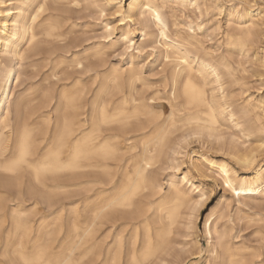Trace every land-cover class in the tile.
I'll list each match as a JSON object with an SVG mask.
<instances>
[{
    "label": "bare ground",
    "instance_id": "obj_1",
    "mask_svg": "<svg viewBox=\"0 0 264 264\" xmlns=\"http://www.w3.org/2000/svg\"><path fill=\"white\" fill-rule=\"evenodd\" d=\"M125 1L105 4L123 14L120 23L145 26L153 20L165 41V58H170L169 50L179 53L164 76L166 99L158 90L148 96L145 83L138 87L143 77L133 59L126 69L103 71V65L76 49L71 66L76 74L92 72L94 86L85 88L73 75L69 88H48L30 101L14 102L26 50L59 39L65 20L59 4L79 1L0 0V264H182V256L170 251L169 238L190 194L201 191V181L180 176L177 168L178 178L164 190L156 174L177 125L188 126L190 136H207L210 150L224 153L225 158L199 154V164H206L208 172L195 166L230 192L227 208L238 205L232 216L216 210L206 215L201 230L208 240L205 264H264L259 250L250 252L232 242L230 226L247 218L264 233V204L259 201L264 197V163L259 162L264 142L243 149L218 129L228 118L240 130L249 122V135L264 133V95L247 98L242 111L224 95L209 98L205 80L212 77L222 84L218 65L191 61L186 50L166 41L168 22L157 0H132L127 8ZM253 5L232 7L231 19L246 18L240 30L228 35L235 49L244 51L264 23V8ZM131 33L127 29L123 34L129 48L135 42ZM135 48L140 51L139 45ZM192 217L191 212L189 223ZM104 225H110V233L102 232Z\"/></svg>",
    "mask_w": 264,
    "mask_h": 264
},
{
    "label": "rangeland",
    "instance_id": "obj_2",
    "mask_svg": "<svg viewBox=\"0 0 264 264\" xmlns=\"http://www.w3.org/2000/svg\"><path fill=\"white\" fill-rule=\"evenodd\" d=\"M78 1L79 5L59 4V8L65 13L63 34L59 39L57 38L53 43L42 42L35 48L26 50L25 57L19 64L20 77L14 86L13 101L23 97L30 101L48 88L56 90L63 86L69 88L72 81L69 77L72 78L73 75L82 81V86L90 88L93 84V73L84 71L76 74L75 69L71 66L76 49L103 65L104 67L101 68L103 71L105 69H126L129 67L130 59H133L132 65L143 77V82L137 83L138 87L142 88L145 83L148 96L158 90L162 98L166 99L165 77L170 73L174 61L178 60L179 53L175 49L169 50L170 58H165L163 52L165 48L162 46L165 41L160 37L155 22L148 21L145 26H143L144 24H134V22L128 23L127 20L120 23L123 14L117 12L114 5L105 4V0ZM131 1H125L124 7L127 8ZM157 1L168 22L169 38H166V41L177 44L186 50L191 61L194 59L198 61L197 58H201L213 60L218 65L222 84L214 81L212 77L205 80V89L209 98L213 97L219 100L224 95L225 98L233 102L236 110L242 111L247 98L264 95V65H262L264 23L258 28L260 30L257 37L254 36L253 41L244 51L235 49L228 40V35L240 30L246 20V18L231 19L232 7L239 5L241 9L242 6L247 5L246 7H248L256 4L253 5L254 9H260L264 8V0H250L252 3H246L249 0L246 2H244L245 0H197L198 3L190 0ZM107 24L114 27L115 30L110 32ZM127 29L132 31L130 38L132 37V40L135 41L134 48H129L127 40H124L123 34ZM75 45L78 47L72 48ZM137 45L140 46V51L135 48ZM153 45L156 46V49H153ZM60 46L62 49L58 48ZM69 46L71 51H69ZM23 47L26 48L27 45L24 44ZM51 49L61 50L62 53L50 55ZM61 61V68L54 69V64ZM193 65H197V63L194 62ZM166 107L164 112L167 115L169 106L166 104ZM50 111L46 112L50 113ZM186 127L177 125L173 130L171 148L167 150L168 153L163 155L162 162L156 166V174L164 190H168L169 182L178 178L175 175L177 168L182 171L179 170L180 176L188 174L193 176L192 178L196 182L200 183L201 181L200 190L204 195L201 196V191L198 189L190 194V201L181 210L180 218L169 238V245L172 253L182 256V264H205L204 259L207 254H204V250L208 247V240L201 230L206 215L212 210H216L219 213L232 216L238 205L233 202L227 208L226 202L231 200L230 192L224 189L220 181L209 179L200 172L201 168L206 172L209 170H207L206 164H199L201 162L199 154L206 153L212 157L225 158L224 153L217 149L210 150L207 136H190L188 126ZM249 127V122H246L240 130L228 118H223L218 129L227 141L236 139L241 148L247 149L257 147L261 145V142H264V133L253 132L249 135L247 132ZM259 162L264 163V155L260 157ZM109 164L112 168L115 167V162L110 161ZM198 164L200 169L195 166ZM234 166L240 172L243 171L241 165L234 163ZM259 201L264 204V197L259 198ZM191 212L193 217L191 218L192 222L189 223ZM230 226H232V242L234 244L242 246L250 252L259 250L264 255V233L257 221L247 218L241 221L235 219ZM102 232L110 233V225H104ZM200 249L203 251L201 254L199 253ZM77 258L76 255L73 256L74 261H77ZM155 262L153 264H159Z\"/></svg>",
    "mask_w": 264,
    "mask_h": 264
}]
</instances>
